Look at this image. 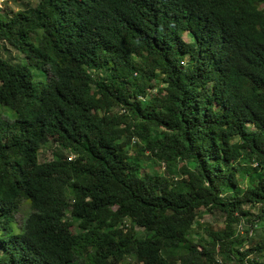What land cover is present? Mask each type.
<instances>
[{"label":"trees","instance_id":"obj_1","mask_svg":"<svg viewBox=\"0 0 264 264\" xmlns=\"http://www.w3.org/2000/svg\"><path fill=\"white\" fill-rule=\"evenodd\" d=\"M12 1L0 264H264V0Z\"/></svg>","mask_w":264,"mask_h":264},{"label":"rangeland","instance_id":"obj_2","mask_svg":"<svg viewBox=\"0 0 264 264\" xmlns=\"http://www.w3.org/2000/svg\"><path fill=\"white\" fill-rule=\"evenodd\" d=\"M32 3L35 2V0H30ZM18 9L19 8V5L16 4L15 2H13L12 0H0V12H10V9ZM184 37L186 39H189V35L188 34H185ZM7 50H4V48L0 47V53L5 57V58H12V59H17L20 54L15 51L14 49H12L11 47L7 46ZM51 155H52V151L51 149L48 147V145H46L45 147H43L41 150H40V153H39V158L40 160H46V159H49L51 158ZM163 168V167H162ZM149 169L151 170L152 168L149 167ZM153 170V169H152ZM248 207V206H246ZM253 214H256L258 212V208L257 207H250L249 208ZM203 217H201L200 221H207V222H210L211 225L213 227H215V229H219V228H223L224 227V215L223 213L219 212V211H215L213 213L207 211L206 209H203ZM18 215V221H21V219L23 218V215L24 213H22L21 211L17 214ZM245 230V227H239V231L242 232ZM202 235H204L202 233ZM251 244H248L246 243V246H250ZM256 257L254 255H251L250 256V259L253 260L255 259ZM128 264H132V262L130 261V263Z\"/></svg>","mask_w":264,"mask_h":264}]
</instances>
